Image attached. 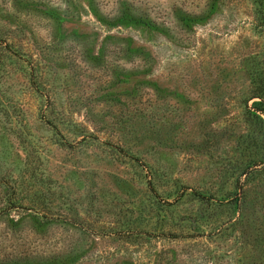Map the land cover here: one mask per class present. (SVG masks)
Segmentation results:
<instances>
[{"label": "rangeland", "instance_id": "obj_1", "mask_svg": "<svg viewBox=\"0 0 264 264\" xmlns=\"http://www.w3.org/2000/svg\"><path fill=\"white\" fill-rule=\"evenodd\" d=\"M0 264H264V0H0Z\"/></svg>", "mask_w": 264, "mask_h": 264}]
</instances>
